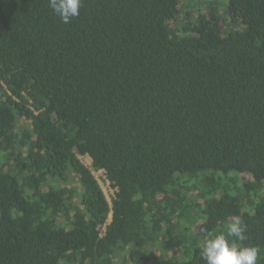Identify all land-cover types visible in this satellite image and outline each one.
I'll list each match as a JSON object with an SVG mask.
<instances>
[{"label":"trees","instance_id":"obj_1","mask_svg":"<svg viewBox=\"0 0 264 264\" xmlns=\"http://www.w3.org/2000/svg\"><path fill=\"white\" fill-rule=\"evenodd\" d=\"M188 1L0 0V264H264V0Z\"/></svg>","mask_w":264,"mask_h":264},{"label":"clouds","instance_id":"obj_2","mask_svg":"<svg viewBox=\"0 0 264 264\" xmlns=\"http://www.w3.org/2000/svg\"><path fill=\"white\" fill-rule=\"evenodd\" d=\"M49 8L67 25L80 15L82 0H48ZM247 225L233 214L225 230L207 236L200 244V257L205 264H257L259 248L246 245Z\"/></svg>","mask_w":264,"mask_h":264},{"label":"rangeland","instance_id":"obj_3","mask_svg":"<svg viewBox=\"0 0 264 264\" xmlns=\"http://www.w3.org/2000/svg\"><path fill=\"white\" fill-rule=\"evenodd\" d=\"M181 4L183 3V5H188V0H180ZM188 7V6H187ZM79 159L82 161V163L87 166L88 168L91 169V165H90V159L88 156L84 155L81 156L78 154ZM92 174L94 175V177L96 178L97 182L99 183L100 187L102 188L107 200L111 201V198L114 196L116 188L112 186V184H110L107 179L105 178V174L102 170H93L91 169ZM110 219V217H109ZM108 219V221H109ZM104 231V226L101 227V233H103Z\"/></svg>","mask_w":264,"mask_h":264}]
</instances>
